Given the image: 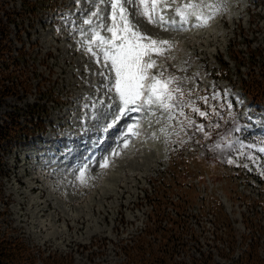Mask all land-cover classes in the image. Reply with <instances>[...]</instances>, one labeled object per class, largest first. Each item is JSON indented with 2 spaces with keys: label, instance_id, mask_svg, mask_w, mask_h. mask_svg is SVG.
Here are the masks:
<instances>
[{
  "label": "rangeland",
  "instance_id": "obj_1",
  "mask_svg": "<svg viewBox=\"0 0 264 264\" xmlns=\"http://www.w3.org/2000/svg\"><path fill=\"white\" fill-rule=\"evenodd\" d=\"M45 1L53 10L40 8L38 15H31L21 7V0H0V7L4 8L0 10V20L9 28L10 46L14 50L25 47L23 57L27 63L21 69L29 86L28 92L21 89L0 105V120L7 121L6 113L15 105L21 115L18 121L23 123L24 105L51 89L66 100L58 109L49 107L51 101L42 100L50 108L45 119L49 123L46 135L15 141L10 151L1 146L4 174L0 177V230L29 245L37 264H43L47 252L65 254L68 264H119L123 256L120 240L144 229L153 192L172 190L168 189L171 171L166 165L167 157L181 163L179 151L187 156L192 148L176 144L169 149L165 133L160 131L162 125L169 124L165 120L167 114L159 111L161 124L155 123L156 118L150 114L142 113L144 133L129 136L127 148L122 147L121 137L127 124L133 122L131 119L123 118L103 131L111 121L106 105L112 94H106L102 87L103 77L98 74L104 70L102 63L80 44V29L89 27L83 20L90 18L92 26L96 24V17L90 13L96 10L92 5L98 0ZM150 1L147 0L149 5ZM255 1L176 0L181 5L202 4L203 16L208 21L206 26L193 29H188L189 23L184 31H165L148 23L143 16L136 17L142 32L169 40L172 45L170 49L162 46L159 56L153 54L157 67L152 72L158 76L164 71L165 77L175 76L188 86L199 82L201 87H209L210 80L202 65L213 64L216 54L226 52L227 43L231 49L245 48L236 33L250 40L252 47L264 45V0L256 6ZM165 2L172 4V0H163L162 4ZM216 4H219L217 11ZM174 7L163 9L168 17L174 16ZM5 11L14 22H7ZM101 13L107 17L110 8L106 10L101 5ZM174 64L184 68L178 72L172 68ZM242 104L248 106V102ZM135 114L130 115L137 120ZM247 115L254 134L264 139V111H249ZM179 117L191 118V114L186 111L185 116ZM113 149H118L119 155L111 156L108 167L101 168L102 158ZM225 154L222 169L189 163L190 174L194 176L203 170L217 179L223 176L224 186H209L211 189H201L200 193L211 192L225 202L236 234L256 236L259 253L264 258V153L259 167L242 151L230 157ZM229 158L234 163H227ZM85 164L87 173L81 183L75 169ZM212 218L211 214L199 218L206 227L191 218L201 241L188 242L185 251L196 255L211 252L218 264H225L227 257L220 253L225 243L213 236ZM234 249V256L243 250L241 240Z\"/></svg>",
  "mask_w": 264,
  "mask_h": 264
},
{
  "label": "trees",
  "instance_id": "obj_2",
  "mask_svg": "<svg viewBox=\"0 0 264 264\" xmlns=\"http://www.w3.org/2000/svg\"><path fill=\"white\" fill-rule=\"evenodd\" d=\"M21 3V7L31 15L38 14L39 7L53 9L45 0H21ZM0 10L4 11V8L0 7ZM4 15L7 17V22H14L9 12L5 11ZM8 32V26L3 25L0 20V105L4 104L11 95L16 96L21 89L27 91L26 86L29 87L25 83V72L21 69L23 62H25L23 59L24 47L16 50L17 55L14 56L10 46L11 42L8 39ZM235 36L243 41L245 48L231 49L230 44H228L225 54L216 56L215 66H210L208 76H211L214 81H225L227 83L226 88H238L242 98L251 102L253 111L264 109V45L252 47L251 41L245 40L246 37L241 38L237 33ZM230 63L233 66H230ZM213 88L209 93L201 92L200 96L198 94L196 100L184 97L185 100L195 101L196 106L200 111H205L207 116L200 117L191 108H185L184 112L189 111L192 120L204 125V131H196L195 128H191L186 129L187 136L183 132L181 133L184 141L188 136H191L190 140L194 143L208 142L204 149L210 155L205 158L203 163L206 166L209 165L211 169L218 168L223 164L224 152H226L225 156L228 157L239 151L245 155L253 156L257 148L264 147L262 141L252 142L250 140L249 142H242L245 147L240 148L237 141H240L238 134L241 132V126L237 122L229 123L226 113L223 111L226 104L219 102L221 105H218L215 102V100L220 101L226 92H222L217 85ZM45 96H48V100L54 103V109L59 108L58 106L62 103H66L63 98L60 99L53 95L52 90L45 93L42 98ZM204 97L208 98L209 106L207 107L201 105ZM40 98L37 99L36 103L24 105L22 112L25 117L24 123L18 121L20 115L17 114L18 109L15 105L12 106V112L6 113L9 123L0 122V148L4 146L5 151H10L13 142L16 141L17 143L21 140L30 139L38 133H46L47 125L44 119L48 117L49 112L44 105L40 104L39 100H42ZM226 101H230L232 104L234 102L231 98ZM177 118L178 124L171 122L172 130L169 131L168 135L165 134L169 149H174L176 144H183L179 143L178 138L172 133L173 130L179 131L181 128L179 121H186V119L179 117L178 113ZM237 127L240 129L239 132L236 131ZM200 158L201 156L194 157L197 162ZM180 160H182L181 163L167 157L166 165L171 171V174L168 175L170 177L168 189L176 185L182 186L189 178V164L183 158ZM3 167V163L0 162V177L4 174ZM209 175L214 177L211 173ZM1 195L2 193L0 197ZM149 202L151 206L147 212L148 218L144 229L129 238L124 237L120 240L119 249L123 256L119 264H218L211 252L196 255L185 251L188 242L195 241L198 243L201 241L197 229L191 225V218L194 217L200 225H203L202 227H206L199 218L208 214L213 216V236L225 243L220 248L221 255L227 257L228 260V263L225 264H264V258L259 253L257 237L254 235L250 237L247 234L238 236L235 225L232 224L228 212H225L222 202L212 194L201 197L197 190L192 189L155 191ZM262 206L264 207L263 203ZM1 215L2 212H0ZM240 240L243 250L234 256V246ZM47 253L48 256L44 258L43 264H68L66 262L68 257L65 254ZM34 259H36V255L29 248V245L19 238L9 237L8 234L0 230V264H37Z\"/></svg>",
  "mask_w": 264,
  "mask_h": 264
},
{
  "label": "snow or ice",
  "instance_id": "obj_3",
  "mask_svg": "<svg viewBox=\"0 0 264 264\" xmlns=\"http://www.w3.org/2000/svg\"><path fill=\"white\" fill-rule=\"evenodd\" d=\"M76 2L79 3L80 0ZM101 5H105L106 10L110 8V14L107 17L101 13ZM173 5H175L174 16L168 17L163 9L171 8ZM92 6L96 10L90 15L96 17V24L93 27V20L90 18L83 20V24L89 27L87 30L80 29V44L93 57L98 58V63H102L104 70L98 73L103 77L102 87L107 90L106 94H112L109 95L110 102L106 105V108L110 110L111 121L103 127V131H108L123 118L131 119L133 122L127 124L126 131L121 137L122 147L127 148L128 137L139 135L137 129L140 123L130 115L132 113H144L146 116L150 114L156 118L157 124H161L160 118L157 117L158 111L167 114L165 120L168 122L175 121L177 113L179 116H185V108H191L200 117L207 116L205 111H200L195 101L184 99L192 93L191 90L184 91L177 77H165L164 71H161L158 76L152 72L157 67L153 54L159 56L162 54V46L167 45L170 49L172 45L169 40L156 39L142 32L136 20V17L143 16L148 23L162 27L165 31L170 29L184 31L189 23L197 27L206 26L208 21L203 16L202 4L189 2L181 5L177 4L176 0H172V4L165 2L161 6L158 5V0H151L150 5L147 0H98V3ZM173 84L175 87H172ZM203 99L207 101L208 98ZM148 123L151 124L152 121L149 120ZM179 123L180 130H173L172 134L181 144L185 142L181 133L188 135L186 129L195 128L196 131H204V125L196 124L190 117ZM171 127L170 123L162 125L160 131L168 135ZM236 131H240L239 127ZM188 138L191 139V136ZM237 143L240 148L245 147L242 142L237 141ZM261 143L264 144V141ZM259 151L264 152V147H261ZM115 155H119L118 149H113L110 155L103 157L99 166L108 167L111 156ZM226 162L234 163L230 158ZM75 171L79 172L78 178L83 183L87 165Z\"/></svg>",
  "mask_w": 264,
  "mask_h": 264
},
{
  "label": "bare ground",
  "instance_id": "obj_4",
  "mask_svg": "<svg viewBox=\"0 0 264 264\" xmlns=\"http://www.w3.org/2000/svg\"><path fill=\"white\" fill-rule=\"evenodd\" d=\"M159 5V4H158Z\"/></svg>",
  "mask_w": 264,
  "mask_h": 264
}]
</instances>
